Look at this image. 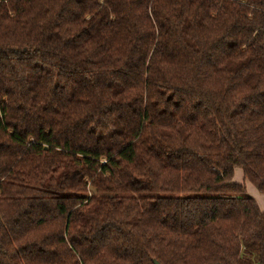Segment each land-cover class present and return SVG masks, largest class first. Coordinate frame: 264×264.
<instances>
[{"label":"trees","instance_id":"trees-1","mask_svg":"<svg viewBox=\"0 0 264 264\" xmlns=\"http://www.w3.org/2000/svg\"><path fill=\"white\" fill-rule=\"evenodd\" d=\"M264 0H0V264H264Z\"/></svg>","mask_w":264,"mask_h":264},{"label":"rangeland","instance_id":"rangeland-1","mask_svg":"<svg viewBox=\"0 0 264 264\" xmlns=\"http://www.w3.org/2000/svg\"><path fill=\"white\" fill-rule=\"evenodd\" d=\"M233 181L237 183L245 184V188L247 190V194L255 199L258 206L264 210V194L258 192L250 183L243 181L241 176V170L239 168H235Z\"/></svg>","mask_w":264,"mask_h":264},{"label":"crops","instance_id":"crops-1","mask_svg":"<svg viewBox=\"0 0 264 264\" xmlns=\"http://www.w3.org/2000/svg\"><path fill=\"white\" fill-rule=\"evenodd\" d=\"M241 176H242V173H241ZM242 179H243V176H242ZM243 181H244V179H243ZM247 182V181H246ZM248 183V182H247ZM259 209L262 211V212H264V210H262L260 207H259Z\"/></svg>","mask_w":264,"mask_h":264},{"label":"water","instance_id":"water-1","mask_svg":"<svg viewBox=\"0 0 264 264\" xmlns=\"http://www.w3.org/2000/svg\"><path fill=\"white\" fill-rule=\"evenodd\" d=\"M153 264H159L157 261L153 260L152 261Z\"/></svg>","mask_w":264,"mask_h":264}]
</instances>
